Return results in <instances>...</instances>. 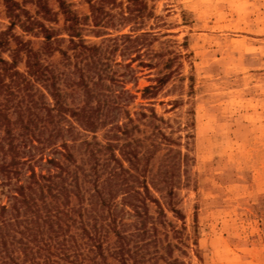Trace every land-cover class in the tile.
<instances>
[{
	"label": "trees",
	"instance_id": "obj_1",
	"mask_svg": "<svg viewBox=\"0 0 264 264\" xmlns=\"http://www.w3.org/2000/svg\"><path fill=\"white\" fill-rule=\"evenodd\" d=\"M4 1L11 21L0 32V264H181L168 228L180 231L165 207L181 215L175 142L154 108L131 112L137 97L126 88L136 81L135 62L154 69L149 60L162 58L149 50L157 35L144 31L152 16L145 0H85L86 17L65 0H57L59 12L48 0ZM59 15L63 27L55 28ZM17 26L42 35L41 49L17 35ZM85 33L103 42L91 44ZM56 54L61 62L45 63ZM170 77L157 76L142 98L156 96ZM46 150L54 156L46 159L48 174L37 173ZM152 190L165 192L167 202Z\"/></svg>",
	"mask_w": 264,
	"mask_h": 264
},
{
	"label": "rangeland",
	"instance_id": "obj_2",
	"mask_svg": "<svg viewBox=\"0 0 264 264\" xmlns=\"http://www.w3.org/2000/svg\"><path fill=\"white\" fill-rule=\"evenodd\" d=\"M65 1L80 17L90 15L85 0ZM48 2L59 12L57 0ZM145 2L152 16L144 31L157 35L149 50L162 58L149 60L158 64L154 69L139 68L135 62L136 81L126 88L137 97L131 112L154 108L165 122L164 133L175 142L180 166L174 192L181 215L164 204L168 221L180 231L176 236L168 228L169 241L176 245L173 257L181 264H264V0ZM26 8L37 16L36 5ZM10 21L0 0V32ZM63 22L59 15L54 27L62 28ZM129 32L130 27L122 33ZM15 33L41 49L42 35L26 34L19 26ZM85 35L91 44L103 42ZM127 59L117 57L118 62ZM51 62H61V56L45 57L46 64ZM19 69L27 71L24 61ZM169 73L156 96L142 98L143 89L156 85L157 76ZM167 152L163 148L152 161L155 172ZM44 155L35 164L36 172L48 174L46 159L54 156L49 150ZM152 193L167 202L165 192ZM1 202L9 200L1 196ZM151 207L154 213L156 207Z\"/></svg>",
	"mask_w": 264,
	"mask_h": 264
}]
</instances>
